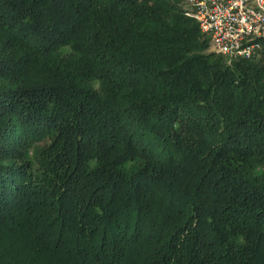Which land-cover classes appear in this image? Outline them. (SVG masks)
I'll return each instance as SVG.
<instances>
[{
    "label": "trees",
    "instance_id": "1",
    "mask_svg": "<svg viewBox=\"0 0 264 264\" xmlns=\"http://www.w3.org/2000/svg\"><path fill=\"white\" fill-rule=\"evenodd\" d=\"M187 7L0 0V264H264V45Z\"/></svg>",
    "mask_w": 264,
    "mask_h": 264
},
{
    "label": "built area",
    "instance_id": "2",
    "mask_svg": "<svg viewBox=\"0 0 264 264\" xmlns=\"http://www.w3.org/2000/svg\"><path fill=\"white\" fill-rule=\"evenodd\" d=\"M187 6L211 51L251 58L263 47L264 0H187Z\"/></svg>",
    "mask_w": 264,
    "mask_h": 264
}]
</instances>
